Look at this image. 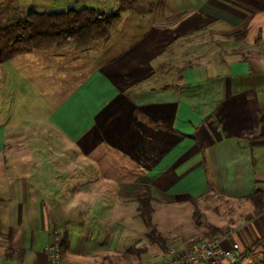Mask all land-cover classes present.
Returning <instances> with one entry per match:
<instances>
[{"label":"crops","instance_id":"0c3cea01","mask_svg":"<svg viewBox=\"0 0 264 264\" xmlns=\"http://www.w3.org/2000/svg\"><path fill=\"white\" fill-rule=\"evenodd\" d=\"M169 1L86 47L12 58L30 54L32 91L57 92L40 127L60 150L4 154L1 132V263L46 264L56 240L61 264H157L159 243L230 231L232 264H264V205L249 198L264 193V0Z\"/></svg>","mask_w":264,"mask_h":264},{"label":"rangeland","instance_id":"374dc122","mask_svg":"<svg viewBox=\"0 0 264 264\" xmlns=\"http://www.w3.org/2000/svg\"><path fill=\"white\" fill-rule=\"evenodd\" d=\"M149 3L150 0L148 3L143 2V4H146L144 7L141 5L142 3L137 6L136 2H128L127 0H0V27L7 25L13 19L25 17L31 11L51 12L64 11L69 8H93L99 12L119 13L122 18L121 25L123 26L116 30L118 32L137 17L133 11L144 10L148 8ZM152 4L155 9L163 10L168 15L174 11L169 0H152ZM155 13L157 14L156 11ZM153 16L155 18L156 15ZM138 25H140V22ZM135 32L138 31L135 30ZM29 61L30 54H24L9 62L0 63V135L1 132L4 133L7 139L4 154L54 156L59 153L60 145H55L49 137L50 135L42 131L40 126L43 124L42 122L46 121L49 112L54 108L56 102L54 95L57 92L32 91L30 89L29 85L32 84L34 77L38 75L33 69L35 66ZM17 65L20 66L21 70L18 69ZM59 79L54 81L57 86L65 82V80L61 81V78ZM63 90L66 91L65 87ZM45 93L47 96L43 95ZM25 171L31 170L30 168H23L19 172L20 176L15 177L22 176L21 178L24 179L26 174L23 172ZM2 180L8 181L9 177L7 179L1 177ZM23 198L25 199V195H23ZM149 238V241L152 242L161 239L155 232L151 233L150 229ZM204 239L205 237L198 242ZM164 245V249L167 250L168 247L175 244L159 243L160 247Z\"/></svg>","mask_w":264,"mask_h":264},{"label":"trees","instance_id":"16d2710c","mask_svg":"<svg viewBox=\"0 0 264 264\" xmlns=\"http://www.w3.org/2000/svg\"><path fill=\"white\" fill-rule=\"evenodd\" d=\"M119 20L117 12H99L93 8L31 11L25 17L13 19L0 27V63L32 51H46L70 44L86 47L93 41L106 38ZM249 198L256 206L264 205V193L260 190ZM136 200L140 218L151 233L154 232L153 198L147 186L142 187Z\"/></svg>","mask_w":264,"mask_h":264},{"label":"built area","instance_id":"2783aa9c","mask_svg":"<svg viewBox=\"0 0 264 264\" xmlns=\"http://www.w3.org/2000/svg\"><path fill=\"white\" fill-rule=\"evenodd\" d=\"M264 93V86L262 87ZM232 232L228 231L220 236H210L203 241L192 245H174L168 247L161 262L157 264H232L237 262L241 255L238 243L225 248L222 242ZM48 261L46 264H61L58 242L55 240L46 247ZM0 264H19L1 263Z\"/></svg>","mask_w":264,"mask_h":264}]
</instances>
